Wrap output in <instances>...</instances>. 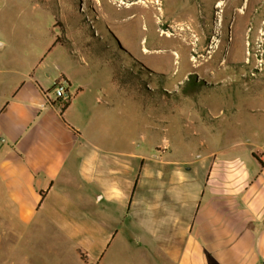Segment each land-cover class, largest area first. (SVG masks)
I'll return each mask as SVG.
<instances>
[{
	"label": "crops",
	"instance_id": "1",
	"mask_svg": "<svg viewBox=\"0 0 264 264\" xmlns=\"http://www.w3.org/2000/svg\"><path fill=\"white\" fill-rule=\"evenodd\" d=\"M40 64L10 87L0 67V221L16 232L13 246L22 230H53L83 264H100L118 237L123 254L151 264H264L263 145L241 140L235 157L215 148L178 161L135 150L124 133L105 142L114 138L93 129L97 116L129 93L87 89L81 66L44 87ZM59 78L71 96L64 109L51 88Z\"/></svg>",
	"mask_w": 264,
	"mask_h": 264
},
{
	"label": "rangeland",
	"instance_id": "2",
	"mask_svg": "<svg viewBox=\"0 0 264 264\" xmlns=\"http://www.w3.org/2000/svg\"><path fill=\"white\" fill-rule=\"evenodd\" d=\"M134 1L0 0L4 80L9 87L28 84L29 71L41 63L35 77L47 87L60 69L70 75L81 66L84 76L77 81L87 89L129 93L123 103L114 101L108 115L99 113L102 123L93 129H106L114 138L109 143L129 135L135 150L147 149L152 157L187 161L215 148L235 157L231 147L241 140L254 150L264 146V0H251L246 17L236 9L247 1L232 0L223 22L215 7L226 0H156L150 9L131 8ZM214 37L224 49L214 48ZM247 44L252 64L245 63ZM191 86L195 93L187 95ZM9 228V221H0V264H83L73 244H62L53 230H22L13 246L16 232ZM121 241L100 264H151L135 250L123 254Z\"/></svg>",
	"mask_w": 264,
	"mask_h": 264
},
{
	"label": "bare ground",
	"instance_id": "3",
	"mask_svg": "<svg viewBox=\"0 0 264 264\" xmlns=\"http://www.w3.org/2000/svg\"><path fill=\"white\" fill-rule=\"evenodd\" d=\"M231 1L232 0H226V2H224V1H218V3H217V6L215 7V8H217V9H219V13L222 15V16H220L221 18H222V21L221 22H223L224 21V16H225V14H226V12L228 11V9H229V5H230V3H231ZM240 1V0H239ZM239 1H236V3L238 2L239 3ZM247 1V3H246V7L244 6V7H240V8H238V9H236L238 12H239V16L240 17H246L247 15H248V10H249V8H250V4H251V0H244V2H246ZM121 4H124L125 5V3L124 2H121ZM153 4H158V2L156 1V0H137V1H134V2H132L131 3V8L134 6V5H138V6H140V7H144V8H148V9H150L151 7H150V5H153ZM244 5V4H243ZM251 7H252V5H251ZM136 9V8H135ZM138 9V8H137ZM162 10V9H161ZM252 14V13H251ZM249 18V17H248ZM235 24V23H234ZM262 25L264 26V22L262 23ZM182 25L181 24H177V26L176 27H181ZM175 28V27H174ZM242 28V27H241ZM259 28V27H258ZM264 29V28H263ZM179 30V29H178ZM181 30V32H186V30L187 29H180ZM236 30H237V28H236ZM246 30V29H245ZM232 31H233V33H232V38H233V40H232V42H234V40H235V32H234V25H233V27H232ZM243 31V30H242ZM237 32V31H236ZM164 34H166V33H164ZM163 34V35H164ZM251 34V33H250ZM261 36L263 37V40H262V43H264V30H263V32L261 33ZM167 37H169V38H174V35L173 34H168L167 35ZM176 37V36H175ZM251 38V37H250ZM261 40V39H260ZM215 42H217V44L218 45H215L214 46V48H218L217 50H219V48L222 46L223 47V49L225 48V46H223V44H222V42L221 41H219L218 39H216L215 37H214V39H213V43H215ZM249 42V41H248ZM252 45V44H251ZM251 45H246V53H247V57L245 58V63L247 64H252L251 62V58L249 57L250 55H251V52H250V50H251ZM262 45V44H261ZM235 46H236V44H235ZM240 46L242 47V45H241V42H240ZM221 47V48H222ZM240 47V48H241ZM244 47H245V45H244ZM181 48H183V46H181ZM234 48H236V47H234ZM248 48H249V50H248ZM244 49V48H243ZM130 50V49H129ZM235 51H237V50H235ZM244 51V50H243ZM237 53L239 54V52L237 51ZM263 53H264V49H263ZM227 55H228V57L230 56V55H232V53H231V51H230V48H228V53H227ZM233 56H235V55H233ZM262 58V57H261ZM168 59V58H167ZM166 61V60H165ZM259 62H262L263 63V65L262 66H264V59H262V60H260ZM261 64V63H260ZM259 64V65H260Z\"/></svg>",
	"mask_w": 264,
	"mask_h": 264
},
{
	"label": "built area",
	"instance_id": "4",
	"mask_svg": "<svg viewBox=\"0 0 264 264\" xmlns=\"http://www.w3.org/2000/svg\"><path fill=\"white\" fill-rule=\"evenodd\" d=\"M95 35H98V32L95 31ZM53 92L55 98L60 100L64 105L71 99V96L68 92L67 81L63 78H59L53 85Z\"/></svg>",
	"mask_w": 264,
	"mask_h": 264
},
{
	"label": "trees",
	"instance_id": "5",
	"mask_svg": "<svg viewBox=\"0 0 264 264\" xmlns=\"http://www.w3.org/2000/svg\"><path fill=\"white\" fill-rule=\"evenodd\" d=\"M185 93L187 95H193L195 93V89L193 86L189 87L188 89H185ZM70 100L64 105L63 109L66 108L69 105Z\"/></svg>",
	"mask_w": 264,
	"mask_h": 264
}]
</instances>
